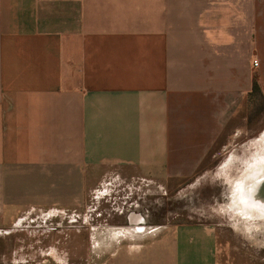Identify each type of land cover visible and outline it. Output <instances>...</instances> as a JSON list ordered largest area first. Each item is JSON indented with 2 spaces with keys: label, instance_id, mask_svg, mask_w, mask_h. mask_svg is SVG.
<instances>
[{
  "label": "crops",
  "instance_id": "1",
  "mask_svg": "<svg viewBox=\"0 0 264 264\" xmlns=\"http://www.w3.org/2000/svg\"><path fill=\"white\" fill-rule=\"evenodd\" d=\"M262 91L264 0H0V264L37 207L88 242L33 264H220L214 224L151 222L135 194L205 171Z\"/></svg>",
  "mask_w": 264,
  "mask_h": 264
},
{
  "label": "rangeland",
  "instance_id": "2",
  "mask_svg": "<svg viewBox=\"0 0 264 264\" xmlns=\"http://www.w3.org/2000/svg\"><path fill=\"white\" fill-rule=\"evenodd\" d=\"M248 111L244 133L238 135L231 133L237 125L230 124L228 139L223 136L218 140L211 155L208 156L205 171L199 172L192 179L172 181L163 187L154 183L148 188L143 185L142 193L135 194L137 198L142 197L138 208L148 215L151 222L201 221L214 224L218 235L220 264H264V218L249 219L250 217L232 208L234 193L235 196H239V201L245 202L244 205L251 202L246 196V190L242 198L241 183L245 177L254 174L247 167L249 163L254 161L259 152L264 153L263 91L260 100L258 102L256 100L254 107ZM88 201L89 205L77 210H109L104 200L99 202L90 197ZM39 208L37 207L34 212L37 213L36 218L32 216L35 221L26 219L19 229L6 233L3 253L5 264H33L34 259L52 254L50 250L52 246L69 247L76 246V242L79 244L88 242L85 235H79L78 238L74 236L78 232L77 229H80V220L76 222L54 218L45 221L39 216L42 211ZM27 213L22 212V215L26 216ZM253 223L255 227H261L258 236L247 233L246 225ZM57 255L67 256L69 262L80 264V252L58 251Z\"/></svg>",
  "mask_w": 264,
  "mask_h": 264
},
{
  "label": "bare ground",
  "instance_id": "3",
  "mask_svg": "<svg viewBox=\"0 0 264 264\" xmlns=\"http://www.w3.org/2000/svg\"><path fill=\"white\" fill-rule=\"evenodd\" d=\"M263 154L264 153L261 154V152H259L258 155L255 157L254 161L249 163V166L247 167L248 169H251L252 170L251 172H253L254 174L250 175L249 177H245L243 180L244 182L241 183L240 194L242 198H244L245 195L244 193L246 190V196L251 200V202H247L248 205H244L245 202L238 200L239 196H235V193L232 196L233 197L232 208L235 211H238L240 214H243L246 217H250L249 219H253V220L258 218H264V155ZM255 167L256 169H254ZM251 227L252 224L246 225V228L248 230Z\"/></svg>",
  "mask_w": 264,
  "mask_h": 264
},
{
  "label": "built area",
  "instance_id": "4",
  "mask_svg": "<svg viewBox=\"0 0 264 264\" xmlns=\"http://www.w3.org/2000/svg\"><path fill=\"white\" fill-rule=\"evenodd\" d=\"M253 65H254L255 67L259 66V61H258V59H255V60L253 61Z\"/></svg>",
  "mask_w": 264,
  "mask_h": 264
},
{
  "label": "trees",
  "instance_id": "5",
  "mask_svg": "<svg viewBox=\"0 0 264 264\" xmlns=\"http://www.w3.org/2000/svg\"><path fill=\"white\" fill-rule=\"evenodd\" d=\"M259 89V86H258V83L257 81L254 82V91L258 90Z\"/></svg>",
  "mask_w": 264,
  "mask_h": 264
}]
</instances>
